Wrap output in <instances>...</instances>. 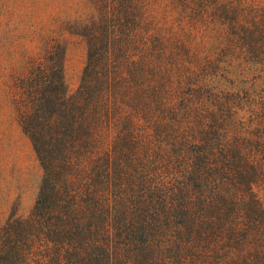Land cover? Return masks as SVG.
Instances as JSON below:
<instances>
[{"label":"trees","instance_id":"16d2710c","mask_svg":"<svg viewBox=\"0 0 264 264\" xmlns=\"http://www.w3.org/2000/svg\"><path fill=\"white\" fill-rule=\"evenodd\" d=\"M85 2L66 28L85 44L75 88L55 39L10 77L41 176L28 212L0 223V264H264L256 80L196 74L154 0ZM234 34L257 49L258 34Z\"/></svg>","mask_w":264,"mask_h":264},{"label":"rangeland","instance_id":"374dc122","mask_svg":"<svg viewBox=\"0 0 264 264\" xmlns=\"http://www.w3.org/2000/svg\"><path fill=\"white\" fill-rule=\"evenodd\" d=\"M154 2L171 46L178 45L185 53L181 59L189 60L196 74L218 72L227 84L256 80L254 90L264 92V0ZM218 8L235 14V21L224 23L217 16ZM86 12L85 0H0V223L10 211L28 212L41 176L30 140L16 119L10 77L29 56L55 39L65 48L63 79L68 92L72 91L84 62L85 44L66 28L69 20ZM239 27L258 34L254 52H243L233 44L239 35L229 34ZM226 48L233 58H227ZM226 63L234 74L227 75ZM259 196L264 203V188Z\"/></svg>","mask_w":264,"mask_h":264}]
</instances>
